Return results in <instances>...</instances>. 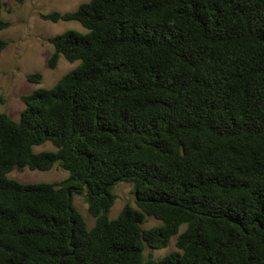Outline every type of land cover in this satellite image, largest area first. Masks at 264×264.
Here are the masks:
<instances>
[{
  "label": "trees",
  "instance_id": "trees-1",
  "mask_svg": "<svg viewBox=\"0 0 264 264\" xmlns=\"http://www.w3.org/2000/svg\"><path fill=\"white\" fill-rule=\"evenodd\" d=\"M42 16L86 30L49 36L50 68L79 63L23 94L19 119L0 112V264H264V0H85ZM56 162L60 182L8 176ZM122 181L135 205L110 218Z\"/></svg>",
  "mask_w": 264,
  "mask_h": 264
},
{
  "label": "rangeland",
  "instance_id": "rangeland-1",
  "mask_svg": "<svg viewBox=\"0 0 264 264\" xmlns=\"http://www.w3.org/2000/svg\"><path fill=\"white\" fill-rule=\"evenodd\" d=\"M4 2L3 17L12 22L6 29L0 30V36L9 40L8 46L0 55V112H5L14 119H19L25 107L21 96L29 94L39 87L50 88L66 72L74 68L79 60L68 61L60 56L55 68L47 64L48 57L54 51V46L47 38L67 29H86L77 20H46L42 14L52 11L75 10L85 0H2ZM32 72L42 73L39 83L27 79V74ZM52 142L34 146L36 152L52 150ZM69 175L60 162L49 170L30 169L28 167L12 170L8 176L23 183L60 182ZM114 192L117 199L112 206L109 217H117L123 206L130 202L135 205L133 185L128 182H119L115 185ZM74 206L83 214L88 224H95V217L88 211V204L82 195H75ZM145 227H152L160 223L154 217L148 216ZM185 228L182 225L181 230ZM176 236L172 237L167 247L158 249L146 248L145 254L152 253L155 258L164 257L169 251L176 249Z\"/></svg>",
  "mask_w": 264,
  "mask_h": 264
}]
</instances>
